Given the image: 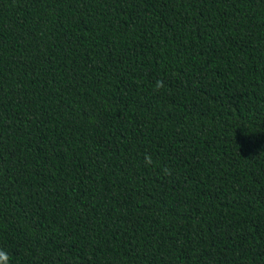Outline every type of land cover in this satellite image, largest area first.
<instances>
[{"label":"trees","instance_id":"obj_1","mask_svg":"<svg viewBox=\"0 0 264 264\" xmlns=\"http://www.w3.org/2000/svg\"><path fill=\"white\" fill-rule=\"evenodd\" d=\"M0 249L264 264V0H0Z\"/></svg>","mask_w":264,"mask_h":264},{"label":"clouds","instance_id":"obj_2","mask_svg":"<svg viewBox=\"0 0 264 264\" xmlns=\"http://www.w3.org/2000/svg\"><path fill=\"white\" fill-rule=\"evenodd\" d=\"M157 86H160V82H157ZM145 162L150 164L151 159L150 157L145 158ZM0 264H9V257L6 251L0 249Z\"/></svg>","mask_w":264,"mask_h":264}]
</instances>
